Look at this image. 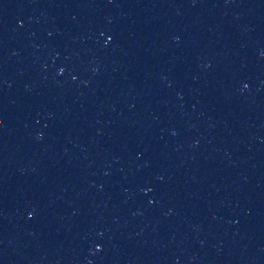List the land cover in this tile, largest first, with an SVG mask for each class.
<instances>
[{
	"label": "water",
	"instance_id": "1",
	"mask_svg": "<svg viewBox=\"0 0 264 264\" xmlns=\"http://www.w3.org/2000/svg\"><path fill=\"white\" fill-rule=\"evenodd\" d=\"M0 264H264V0H0Z\"/></svg>",
	"mask_w": 264,
	"mask_h": 264
}]
</instances>
